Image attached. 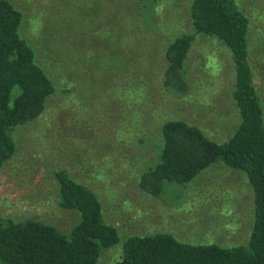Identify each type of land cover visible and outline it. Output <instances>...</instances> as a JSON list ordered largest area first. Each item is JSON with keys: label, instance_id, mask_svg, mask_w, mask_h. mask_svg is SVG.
Returning <instances> with one entry per match:
<instances>
[{"label": "rangeland", "instance_id": "1", "mask_svg": "<svg viewBox=\"0 0 264 264\" xmlns=\"http://www.w3.org/2000/svg\"><path fill=\"white\" fill-rule=\"evenodd\" d=\"M8 1L23 13L21 35L56 93L41 118L13 133L17 152L0 172L4 218L70 233L80 214L57 205L53 170L62 168L97 195L105 221L118 230L120 244L103 249L99 264L119 261L134 236L170 234L184 244L209 245L248 230L253 196L228 172L165 184L160 199L138 185L158 163L166 122L186 121L223 144L241 123L231 98L232 59L215 39L195 40L178 92L163 85L168 44L193 33L194 0ZM236 1L250 20L251 63L264 106V0Z\"/></svg>", "mask_w": 264, "mask_h": 264}, {"label": "trees", "instance_id": "2", "mask_svg": "<svg viewBox=\"0 0 264 264\" xmlns=\"http://www.w3.org/2000/svg\"><path fill=\"white\" fill-rule=\"evenodd\" d=\"M144 3L146 0H139ZM189 16L193 33L184 32L166 48L165 89L178 92L181 75L198 37L215 39L234 68L231 98L241 123L227 143L210 139L186 121H168L161 130L158 163L139 178L144 193L161 198L165 184L188 185L215 164L244 172L253 188L255 219L247 245H189L170 234L134 236L113 264H264V106L256 87L249 45L250 20L236 0H194ZM24 15L0 0V172L17 144L13 133L41 118L56 87L22 37ZM161 143V142H160ZM58 207L79 212L68 234L41 221H16L0 214V264H99L103 249L120 244L97 195L62 168L53 170Z\"/></svg>", "mask_w": 264, "mask_h": 264}, {"label": "crops", "instance_id": "3", "mask_svg": "<svg viewBox=\"0 0 264 264\" xmlns=\"http://www.w3.org/2000/svg\"><path fill=\"white\" fill-rule=\"evenodd\" d=\"M204 132V131H203ZM208 170H212L211 171V175H223L224 172H228V176L230 179H233L236 181L237 185H241V190L243 189L244 192L247 191L250 196H253V203H254V209H255V199H254V192H253V188L251 186V183L247 177V175L239 170H234L231 168H228L222 164H215L213 166H211L210 168H208L206 171ZM205 172V171H204ZM242 172V173H241ZM238 187L235 186V188L233 189V191L236 193V195H238L240 197V200L243 202L246 199V196L244 194H241V190L237 191ZM249 215V214H246ZM246 215H243V217L247 218ZM253 220V218H250ZM254 219H255V213H254ZM215 222H219V221H215ZM239 223H243V226L245 225V219L242 218L240 220H238ZM253 224L254 221L250 224L248 230H238L236 234L232 235V237H227V238H221V236L219 237H214L216 243L219 244H214V245H219L225 248H235V247H239V246H244L247 245L250 241V236H251V231L253 228Z\"/></svg>", "mask_w": 264, "mask_h": 264}]
</instances>
